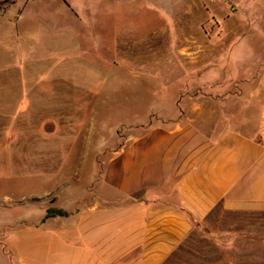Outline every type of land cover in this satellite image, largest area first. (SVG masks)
Listing matches in <instances>:
<instances>
[{
  "label": "rangeland",
  "instance_id": "1",
  "mask_svg": "<svg viewBox=\"0 0 264 264\" xmlns=\"http://www.w3.org/2000/svg\"><path fill=\"white\" fill-rule=\"evenodd\" d=\"M11 8L37 61L19 70L17 106L27 101L28 110L0 109L3 249L9 233L40 226L57 204L90 201L98 152L147 117L171 115L175 91L192 118L203 101L217 103L200 93L204 44L226 43L219 61L214 52L215 73L250 75L263 57L264 0H18Z\"/></svg>",
  "mask_w": 264,
  "mask_h": 264
},
{
  "label": "crops",
  "instance_id": "2",
  "mask_svg": "<svg viewBox=\"0 0 264 264\" xmlns=\"http://www.w3.org/2000/svg\"><path fill=\"white\" fill-rule=\"evenodd\" d=\"M17 1L0 5V109L25 112L19 70L37 60L20 19L7 17ZM220 43L203 45L201 71L200 93L217 103L192 118L175 91L171 115L98 152L90 201L9 233L0 264H264V49L250 75L215 73Z\"/></svg>",
  "mask_w": 264,
  "mask_h": 264
},
{
  "label": "trees",
  "instance_id": "3",
  "mask_svg": "<svg viewBox=\"0 0 264 264\" xmlns=\"http://www.w3.org/2000/svg\"><path fill=\"white\" fill-rule=\"evenodd\" d=\"M68 214L62 210H50L46 215L45 219L53 218V217H65Z\"/></svg>",
  "mask_w": 264,
  "mask_h": 264
}]
</instances>
